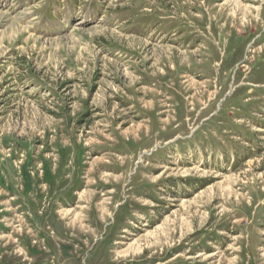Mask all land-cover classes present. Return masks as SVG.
<instances>
[{"label": "rangeland", "instance_id": "374dc122", "mask_svg": "<svg viewBox=\"0 0 264 264\" xmlns=\"http://www.w3.org/2000/svg\"><path fill=\"white\" fill-rule=\"evenodd\" d=\"M0 264H264V0H0Z\"/></svg>", "mask_w": 264, "mask_h": 264}, {"label": "bare ground", "instance_id": "6f19581e", "mask_svg": "<svg viewBox=\"0 0 264 264\" xmlns=\"http://www.w3.org/2000/svg\"><path fill=\"white\" fill-rule=\"evenodd\" d=\"M35 199V198H34ZM37 202V201H36ZM38 203V202H37ZM30 211V210H29ZM66 214H68V213H66ZM43 218V217H42ZM77 219V218H76ZM30 221V220H29ZM38 221H40V220H38ZM39 223V222H38ZM73 223V222H72ZM35 227V226H34ZM34 230V229H33ZM31 233V232H30ZM35 233V232H34ZM39 234V233H38ZM36 236V235H35ZM35 248H36V246H35Z\"/></svg>", "mask_w": 264, "mask_h": 264}]
</instances>
